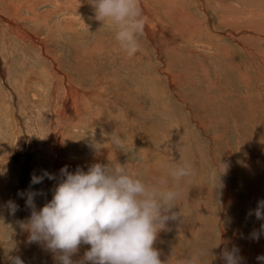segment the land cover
Here are the masks:
<instances>
[{
	"label": "rangeland",
	"instance_id": "374dc122",
	"mask_svg": "<svg viewBox=\"0 0 264 264\" xmlns=\"http://www.w3.org/2000/svg\"><path fill=\"white\" fill-rule=\"evenodd\" d=\"M39 1L0 0V264H124L139 224L128 264H264V0Z\"/></svg>",
	"mask_w": 264,
	"mask_h": 264
},
{
	"label": "bare ground",
	"instance_id": "6f19581e",
	"mask_svg": "<svg viewBox=\"0 0 264 264\" xmlns=\"http://www.w3.org/2000/svg\"><path fill=\"white\" fill-rule=\"evenodd\" d=\"M55 0H40L39 1V3H50V4H52L53 6H54V8H57L58 6H59V4L56 6V3L54 2ZM136 1H138V0H136ZM203 1H206V0H203ZM135 2V1H134ZM128 3H131L132 5H133V2H131V1H128V2H125V0H117V6L116 7H119L120 9H125V8H127L126 6H128L127 4ZM137 3V2H136ZM139 5L138 6H140L141 8H140V10H139V15H140V17H143L144 15H146V13H147V11L145 10V8L144 7H142V1L141 0H139ZM198 3V2H197ZM222 3V2H221ZM63 3H62V1H61V5H62ZM200 4V3H199ZM201 4H202V2H201ZM135 5H137V4H135ZM218 5H220V4H218ZM3 6V5H2ZM15 6V5H14ZM20 6V5H19ZM131 6V5H130ZM134 6V5H133ZM16 8H17V6H15ZM15 8V9H16ZM59 8H61V7H59ZM118 8V9H119ZM224 8V7H223ZM70 9V8H69ZM119 9V10H120ZM221 9V8H220ZM14 10V9H13ZM19 10V9H18ZM60 10V9H59ZM125 10H127V9H125ZM203 10V9H202ZM72 11H76L75 9H72ZM223 11V10H222ZM224 11H226V10H224ZM60 12H61V10H60ZM108 12V11H107ZM221 12V11H220ZM15 13V12H14ZM17 13V12H16ZM15 13V14H16ZM222 13V12H221ZM198 14V13H197ZM14 15V14H13ZM223 15V14H222ZM105 16V15H104ZM204 16V15H203ZM17 17H18V14H17ZM17 20V19H16ZM156 20H159V19H156ZM207 20V19H206ZM2 21V20H1ZM144 22H145V24H147V21L144 19ZM143 22V23H144ZM160 23V22H159ZM124 27H125V29H127V27H128V24L127 23H125L124 24ZM148 30V29H147ZM145 33V32H144ZM184 33V32H183ZM78 34V33H77ZM76 34V35H77ZM128 35V34H127ZM81 36V35H80ZM150 36V35H149ZM2 37V36H1ZM0 37V38H1ZM35 42V41H34ZM34 42H32V43H34ZM35 44V43H34ZM183 48H184V46H183ZM58 76V75H57ZM170 76H172V74L170 75ZM63 77V76H62ZM173 77V76H172ZM66 78V77H65ZM65 78H63V79H65ZM174 78V77H173ZM68 80V79H67ZM173 80V79H172ZM64 81V80H63ZM80 83V82H79ZM67 84H69V87H66V85ZM66 85H65V91H64V95H65V97L66 98H68V99H70L73 103H77V102H74L73 101V99H74V95H73V92L74 91H76V90H80L81 89V87H79L78 86V84L76 83V84H72L71 83V85H70V83H67ZM57 85V84H56ZM80 85H81V83H80ZM146 85V84H145ZM57 87V86H56ZM64 87V86H63ZM67 90V91H66ZM72 90V91H71ZM102 90V89H101ZM145 90V89H144ZM157 90V89H156ZM1 91V90H0ZM81 91H83L82 89H81ZM80 92V91H79ZM77 93V92H76ZM81 93V92H80ZM155 94H156V92H154ZM158 93V92H157ZM259 93V92H258ZM2 94H3V92H2ZM90 94V93H89ZM77 95V94H76ZM155 96H157V95H155ZM76 97V96H75ZM77 98V97H76ZM81 98V97H80ZM3 99H5V98H3ZM2 99V100H3ZM78 99V98H77ZM76 99V100H77ZM75 100V99H74ZM81 101H82V99H81ZM84 101V100H83ZM0 102H2L1 100H0ZM142 105V104H141ZM63 106V105H62ZM61 107V106H60ZM73 107H74V105H73ZM41 128H42V126H41ZM146 129H147V131L149 132V134H151L152 135V141H157V139L159 140V142L163 139V134H161V133H159L158 132V129L156 128V126L154 125V124H150L149 125V123H148V126H147V124H146ZM149 129H151V130H153V134L151 133V130H149ZM82 131V130H81ZM140 131V130H139ZM124 133H127V135L129 136H131L132 137V135H133V137H134V135L135 134H138L139 132H132V130L131 129H129L128 127L126 128V130L124 131ZM126 135V134H125ZM125 135H123V136H125ZM139 135V134H138ZM142 135H144V134H142ZM129 136V137H130ZM136 136V135H135ZM128 137V138H129ZM147 137V136H146ZM158 137V138H157ZM136 138H138L137 136H136ZM145 139H147V138H145ZM148 139H149V137H148ZM118 141H121V140H119L118 139ZM102 142V141H101ZM126 142V141H125ZM133 142H135V140L133 141V139H131V140H129V144L130 145H132V143ZM181 143V142H180ZM146 144V143H145ZM112 145V144H111ZM140 146H142V145H140ZM144 146V145H143ZM183 146V145H182ZM241 146V145H240ZM147 148L149 147V146H146ZM141 148V147H140ZM146 150V149H145ZM238 150V149H237ZM107 151V150H106ZM149 152H151V151H149ZM239 152V151H238ZM147 153V152H146ZM240 153V152H239ZM152 154H153V152H152ZM149 156V155H148ZM196 156V155H195ZM242 156V155H241ZM109 157V156H108ZM194 157V156H193ZM241 158V157H240ZM80 160V159H79ZM88 160V159H87ZM6 167V166H5ZM1 168V167H0ZM157 168V167H156ZM154 166H151L150 167V169L148 168V171H150V172H153V174L155 173V172H157V169H156ZM2 169H3V167H2ZM170 170V169H169ZM172 171V170H171ZM77 172V171H76ZM167 172H169L168 170H167ZM79 173V172H78ZM77 173V174H78ZM162 173V172H161ZM164 173V172H163ZM157 174V173H156ZM200 175H201V172L199 173ZM79 175V174H78ZM163 175H165V174H163ZM192 175V174H191ZM154 177V176H153ZM79 178V177H78ZM194 178V177H193ZM194 180V179H193ZM189 182H191V181H189ZM216 182V181H215ZM222 189V188H221ZM209 190V189H208ZM223 190V189H222ZM210 191V190H209ZM204 192H206V191H204ZM208 192V191H207ZM209 193V192H208ZM230 194H231V192H229ZM207 196V195H206ZM131 197V196H130ZM201 197H204V195H200L199 194V197L197 196V198H199V200H200V198ZM210 197V196H209ZM207 198V197H206ZM65 199H67V198H65ZM95 198H93V200H94ZM202 199V198H201ZM208 199H206L205 201H207ZM97 201V200H96ZM96 201H93V202H96ZM66 202V201H65ZM198 202V201H197ZM200 202V201H199ZM97 203V202H96ZM125 204H123V205H120V206H118L116 209H118V210H120V211H117V215H122V216H124V215H126V214H130L132 211H133V208L135 209L136 207H135V205H134V203H136V202H134L133 201V199H126L125 200V202H124ZM94 204V203H93ZM67 206V205H66ZM134 206V207H133ZM124 207V208H123ZM66 210H68V208L66 209ZM110 211V210H109ZM179 211V210H178ZM202 211V210H201ZM115 212V211H114ZM113 212V213H114ZM69 213V212H68ZM112 213V214H113ZM176 213V212H175ZM109 214V213H108ZM105 216H107L106 214H104ZM110 215V214H109ZM202 215V214H201ZM204 215V214H203ZM96 216H97V214H96ZM116 216V215H115ZM205 216V215H204ZM98 217V216H97ZM96 217V218H97ZM110 217V216H109ZM109 217H108V220H106V222L107 221H109ZM202 217V216H201ZM101 218V217H100ZM116 218V217H115ZM97 219H99V218H97ZM102 219H104V218H102ZM101 219V220H102ZM199 219V218H198ZM202 219V218H201ZM101 220H100V222H101ZM105 220V219H104ZM203 220V219H202ZM93 222V221H92ZM97 222H99V221H97ZM204 222V220L202 221V223ZM105 223V222H104ZM198 223V222H197ZM258 223V222H257ZM94 224H95V222H94ZM259 224V223H258ZM262 224V223H261ZM69 225V224H68ZM88 225V224H87ZM96 225V224H95ZM198 225H199V223H198ZM77 226V225H76ZM148 226V225H147ZM145 227V226H143V224H139V225H125L124 227H122V230L120 231V233H122V236H121V234H120V236H121V238H124V245H121L120 247L121 248H118L114 253H116V255L117 256H119V259L122 261V263H124V264H128V263H130V259H133V250H131L130 248L132 247V246H136V245H138V246H140V245H142L141 244V242H146V243H148L150 240H152V239H154L155 237V235H157V237H159L160 235H161V233H159L158 231H156V230H152V228L153 227ZM150 226V225H149ZM158 227V226H157ZM162 227V226H161ZM69 228H71V227H69ZM73 228V227H72ZM71 228V229H72ZM74 228H75V226H74ZM100 228H102V227H100ZM196 228V227H195ZM261 228H263V227H261L260 225H255V226H253L252 227V231L250 232V234H249V236H248V239H247V241L246 242H244L243 243V247H249V246H251V247H249V248H246V249H242V250H245L246 252H254V253H258V252H263L264 251V228L263 229H261ZM191 230V229H190ZM195 230V229H194ZM71 231V230H70ZM73 231V230H72ZM100 231V230H99ZM102 231V230H101ZM166 231V230H165ZM196 231V230H195ZM203 231V230H202ZM163 232V234H165L164 233V231H162ZM189 232V231H188ZM187 232V233H188ZM192 233H195V232H192ZM60 234V233H59ZM191 234V233H190ZM197 235V234H196ZM62 236V235H61ZM72 236V235H71ZM198 236V235H197ZM129 241L131 242V244H129ZM221 241H223V240H221ZM59 244V243H58ZM140 248V247H139ZM142 249V248H141ZM112 250V249H111ZM131 250V251H130ZM253 253V254H254ZM135 255V254H134ZM247 255H249V253L247 254ZM255 255H257V254H255ZM237 259L235 258V259H230V261L231 262H233V263H236L237 264V262H239L243 257H244V253L243 252H239V253H237ZM250 256V255H249ZM37 257V256H36ZM251 257H252V255H251ZM251 257H249V258H251ZM89 258V257H88ZM248 258V257H247ZM100 259V257H98L97 258V260H99ZM86 260V259H85ZM95 260V259H94ZM244 259H242L241 261H243ZM87 261V260H86ZM106 261V260H105ZM110 261V260H109ZM221 261V260H220ZM247 261H249V260H247ZM252 261V260H251ZM198 262V261H197ZM100 263V262H99ZM240 263V262H239ZM238 263V264H239ZM242 263V262H241ZM240 263V264H241ZM173 264H193V263H188V262H185V261H183V260H181V259H178L177 261H174V263ZM242 264H247L246 263V260H245V262L244 263H242Z\"/></svg>",
	"mask_w": 264,
	"mask_h": 264
},
{
	"label": "crops",
	"instance_id": "0c3cea01",
	"mask_svg": "<svg viewBox=\"0 0 264 264\" xmlns=\"http://www.w3.org/2000/svg\"><path fill=\"white\" fill-rule=\"evenodd\" d=\"M132 260V259H131Z\"/></svg>",
	"mask_w": 264,
	"mask_h": 264
}]
</instances>
